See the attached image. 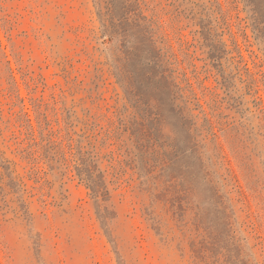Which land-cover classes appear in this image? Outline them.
I'll list each match as a JSON object with an SVG mask.
<instances>
[{"label":"rangeland","instance_id":"374dc122","mask_svg":"<svg viewBox=\"0 0 264 264\" xmlns=\"http://www.w3.org/2000/svg\"><path fill=\"white\" fill-rule=\"evenodd\" d=\"M128 3L185 89L192 133L228 207L230 244L244 259L210 247L201 185L180 214L154 204L161 187L151 176L165 181L166 159L142 140L144 121L116 83L119 42L103 4L0 0V264H264V213L250 190L258 180L264 202V0ZM166 123L161 134L176 140ZM244 130L251 181L228 150ZM155 208L166 229L146 219Z\"/></svg>","mask_w":264,"mask_h":264},{"label":"trees","instance_id":"16d2710c","mask_svg":"<svg viewBox=\"0 0 264 264\" xmlns=\"http://www.w3.org/2000/svg\"><path fill=\"white\" fill-rule=\"evenodd\" d=\"M98 2L100 8L103 4L106 16L112 17L111 22L108 20L111 37L116 36L119 42L118 52L120 56L116 58L115 63H111L116 83L122 88L127 103L135 109L140 119L144 121L139 124V134L142 136V140H145L147 144L152 141V146L155 145V148L163 150L162 155L166 159L165 162H159L161 173H163L160 176L164 177L165 181L161 182L160 177L151 176V179L159 182L161 187L159 193L152 194L154 204L162 203L166 208L165 212H171L172 216L177 213L180 214L183 212L182 204L185 203L187 196L193 195L195 187L198 184L201 185L202 194L205 196L204 199L210 211L208 225L205 228V231L208 232L210 247L215 248L221 245V249L228 256L231 255L232 259L237 257L243 261L244 256L239 253L233 243L230 244L232 230L230 216L227 215L228 207L224 205L221 187H218V182L214 181L210 172L207 171L205 162L201 157L200 149L203 140H198L192 133L196 116L191 114L193 110L185 107V101H183L185 89L181 88L176 82L177 78L173 77L175 71L170 70L166 65L162 55L163 48L160 46L162 42H158L150 24H143L145 17H138L139 20L143 21L142 24L138 22L139 20L132 19L136 16L135 11L138 7L133 9L132 5L128 3L129 0H114V2L113 0H98ZM217 59L219 57L214 61ZM245 71H247L246 68ZM223 84L227 86V82L224 80ZM189 85L188 83L187 88H190ZM259 103L262 105L263 101L260 99ZM196 106L201 108L199 104ZM259 114L264 117V109H259ZM168 117L171 118L177 128L176 134L178 133L179 137L176 140L168 141L167 135L161 134L162 129L168 125L166 123ZM145 121H149V123L145 124ZM208 125L209 128L212 127L209 121ZM161 126L165 127L162 128ZM249 135L246 136L244 130L238 134L237 141L227 146L231 157L238 163H242V168L248 171L247 176L251 181L255 178L252 164L256 157L254 153L252 154L253 149H250L249 143H247L253 140L249 139ZM212 137L218 138L214 133H212ZM165 148L170 152L166 153ZM152 172L153 170L149 173ZM164 173H166L165 176ZM253 183L250 190L258 205H262L260 209L264 213V202L261 197L262 191L258 187V180ZM91 192L94 198H97V193L92 189ZM155 210L156 208L145 209L146 219L153 230H155L153 228L155 224L159 226L158 231L163 227L166 229L167 221L163 223L160 222L162 219L157 221ZM102 220L106 228L103 217Z\"/></svg>","mask_w":264,"mask_h":264}]
</instances>
